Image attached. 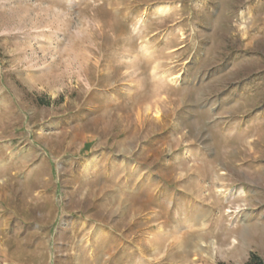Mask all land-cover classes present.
<instances>
[{"label":"rangeland","instance_id":"1","mask_svg":"<svg viewBox=\"0 0 264 264\" xmlns=\"http://www.w3.org/2000/svg\"><path fill=\"white\" fill-rule=\"evenodd\" d=\"M264 259V0H0V264Z\"/></svg>","mask_w":264,"mask_h":264},{"label":"trees","instance_id":"2","mask_svg":"<svg viewBox=\"0 0 264 264\" xmlns=\"http://www.w3.org/2000/svg\"><path fill=\"white\" fill-rule=\"evenodd\" d=\"M246 264H264V259L256 254H252Z\"/></svg>","mask_w":264,"mask_h":264}]
</instances>
